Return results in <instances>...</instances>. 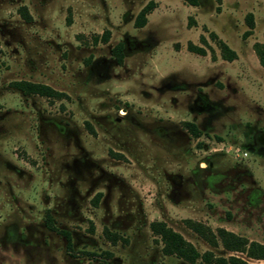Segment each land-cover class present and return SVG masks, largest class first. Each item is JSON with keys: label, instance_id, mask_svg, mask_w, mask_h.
Here are the masks:
<instances>
[{"label": "rangeland", "instance_id": "rangeland-1", "mask_svg": "<svg viewBox=\"0 0 264 264\" xmlns=\"http://www.w3.org/2000/svg\"><path fill=\"white\" fill-rule=\"evenodd\" d=\"M256 43L264 0H0V264H204L163 253L153 221L264 264L187 223L264 244Z\"/></svg>", "mask_w": 264, "mask_h": 264}, {"label": "trees", "instance_id": "trees-1", "mask_svg": "<svg viewBox=\"0 0 264 264\" xmlns=\"http://www.w3.org/2000/svg\"><path fill=\"white\" fill-rule=\"evenodd\" d=\"M183 1L189 5H197L198 3V0ZM147 11L148 7L144 8L139 14L136 20V24L138 26H142L145 23V14ZM20 12L25 19L29 18L28 14L23 8ZM221 48L224 53H226V59L232 60L234 58V52L230 50L225 44H221ZM188 49L200 54L204 53L202 48L192 44L188 45ZM254 50L258 57L259 63L264 67V43H256L254 45ZM12 85L27 95L36 94L47 98H58L62 95L61 92H58L50 86L42 83L20 80L13 82ZM184 125L186 129L191 132L192 136L198 137L201 135V132L195 127L193 123L185 122ZM187 223L212 247L221 245L223 249L229 252H241L245 254L247 258L264 261V244L260 242L254 240L250 241L246 237L238 235L222 227H218L215 232H213L209 227L201 223L190 220H187ZM46 224L49 229L55 230L49 215L46 216ZM150 229L153 233L159 235L163 244V253L175 255L189 263H195L197 259H201L204 264H255L235 255H229L227 257L214 256L210 250L204 251L200 254L191 243L182 237V235L172 230L162 221L151 222ZM63 233L67 237L69 236L66 232ZM113 240L114 238H112V241Z\"/></svg>", "mask_w": 264, "mask_h": 264}, {"label": "crops", "instance_id": "crops-1", "mask_svg": "<svg viewBox=\"0 0 264 264\" xmlns=\"http://www.w3.org/2000/svg\"><path fill=\"white\" fill-rule=\"evenodd\" d=\"M212 150H213V151H216L217 148H212ZM202 164L205 165V163H204L203 161L200 163V165H202ZM208 166H211V163H209Z\"/></svg>", "mask_w": 264, "mask_h": 264}, {"label": "built area", "instance_id": "built-area-1", "mask_svg": "<svg viewBox=\"0 0 264 264\" xmlns=\"http://www.w3.org/2000/svg\"><path fill=\"white\" fill-rule=\"evenodd\" d=\"M243 155H245V153Z\"/></svg>", "mask_w": 264, "mask_h": 264}]
</instances>
